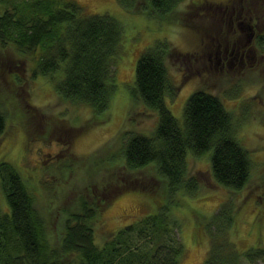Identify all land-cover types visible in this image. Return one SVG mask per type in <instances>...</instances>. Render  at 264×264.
<instances>
[{
  "label": "trees",
  "instance_id": "1",
  "mask_svg": "<svg viewBox=\"0 0 264 264\" xmlns=\"http://www.w3.org/2000/svg\"><path fill=\"white\" fill-rule=\"evenodd\" d=\"M117 1L130 13L165 19L186 0ZM121 38V26L114 17L106 12L88 13L77 0H0V46H11L23 55L34 54L31 76H49L62 98L84 105L95 117L108 108L116 89L113 63ZM168 53L177 55L165 38L144 48L131 87L132 104L142 103L147 114L156 113L155 129L146 134L140 128H123L112 148H101L94 158L108 167L107 177L74 195L73 205L60 207L57 235L45 216L46 207L54 208L44 197L46 190L53 189L50 183L40 180L46 186L36 189L12 162L0 159V187L8 205L6 209L4 202V206L0 204V264H180L182 230L169 213V201L160 205L162 201L154 199L159 205L156 212L137 215L141 217L98 243L95 219L116 195L102 199L98 186L109 175L125 170L131 180L117 193L131 188L152 191V186L133 175L153 166L155 178L165 183L169 200L177 191L191 196L199 190L201 178L189 173V160L207 155V151L211 175L218 184L231 190L246 185L251 172L249 150L236 135L232 113L217 95L202 88L190 93L183 105V126L168 109L166 98L174 97L178 90L167 63ZM5 125V113L0 109V134ZM231 212L233 201L228 198L206 223L209 247L202 264L264 261V245L239 250L232 237L235 215Z\"/></svg>",
  "mask_w": 264,
  "mask_h": 264
},
{
  "label": "rangeland",
  "instance_id": "2",
  "mask_svg": "<svg viewBox=\"0 0 264 264\" xmlns=\"http://www.w3.org/2000/svg\"><path fill=\"white\" fill-rule=\"evenodd\" d=\"M77 1L88 13H108L122 30L120 50L113 63L116 89L108 108L96 117L84 105L62 98L49 76H31L34 54L23 55L11 46H0V109L6 117L5 129L0 134V159L12 162L36 189L46 186L40 180L50 183L53 189L46 190L48 195L44 197L51 202L48 206L54 208L46 207L45 216L54 225L56 235L60 231V207L71 205L74 195L107 177L108 167L94 158L101 148H112L123 128H140L146 134L155 129L156 113L147 114L142 103L132 104L131 87L142 50L165 38L177 52L167 56L172 77L178 83L177 94L166 98L168 109L183 126V105L190 93L202 88L217 95L232 113L236 135L249 150V180L239 190L218 184L211 175L209 151L205 152L208 157L191 156L189 160V173H197L201 178L199 190L191 196L177 191L169 200L165 183L155 178L153 166L133 175L141 182L144 180L147 187L152 186V191L131 188L117 193L121 185L131 180V174L122 170L109 175L98 186V196L108 200L116 195L95 219L96 240L99 243L123 225L136 221L139 214L156 212V201H162L160 205L169 201V213L180 222L182 230L184 252L180 264H202L209 247L205 225L221 202L231 198V214L235 215L232 237L239 250L264 245V35L260 34L263 40L258 39L257 31L264 33V0H186L165 19L130 13L117 0ZM225 12L231 13L230 20H222ZM248 23L255 27L251 38L257 39L256 56L244 57L241 63L240 59L231 62L230 51L222 52L224 45L232 48V41L246 34L244 25ZM217 51L220 61L215 57ZM93 121L99 123L92 124ZM121 165L119 162L116 169H121ZM60 166L73 171L68 173ZM44 197L39 202L41 209ZM3 202L7 209L0 187L2 206Z\"/></svg>",
  "mask_w": 264,
  "mask_h": 264
},
{
  "label": "flooded vegetation",
  "instance_id": "3",
  "mask_svg": "<svg viewBox=\"0 0 264 264\" xmlns=\"http://www.w3.org/2000/svg\"><path fill=\"white\" fill-rule=\"evenodd\" d=\"M226 6H228V4L225 3ZM231 18V13H224V16L222 17V20H230ZM239 25V22L237 23ZM244 26H247L246 29V34L244 33L242 35V38L240 40L235 39L234 41H232L233 47L229 48V44L224 45V49L222 50V52H227L230 51V55H231V62H234V60L236 59H240V63L241 61L244 59V57L250 59V58H254V56H256V43H257V39L256 40H252L251 35L255 33V27L245 24ZM257 30V29H256ZM258 31V35L263 34L261 31ZM252 42V44H250ZM236 47L238 48V50L236 51ZM240 47H243L244 49H240ZM235 51V52H234ZM239 54V55H238ZM216 60L220 61V57L221 55H219V52L217 51L216 55H215Z\"/></svg>",
  "mask_w": 264,
  "mask_h": 264
}]
</instances>
